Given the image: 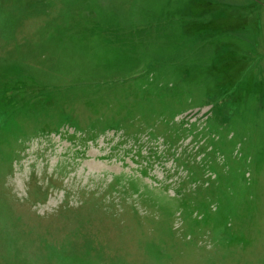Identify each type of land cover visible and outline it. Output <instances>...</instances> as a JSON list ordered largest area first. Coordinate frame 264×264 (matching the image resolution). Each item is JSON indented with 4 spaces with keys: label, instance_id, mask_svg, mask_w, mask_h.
Wrapping results in <instances>:
<instances>
[{
    "label": "rangeland",
    "instance_id": "obj_1",
    "mask_svg": "<svg viewBox=\"0 0 264 264\" xmlns=\"http://www.w3.org/2000/svg\"><path fill=\"white\" fill-rule=\"evenodd\" d=\"M0 264H264V0H0Z\"/></svg>",
    "mask_w": 264,
    "mask_h": 264
}]
</instances>
